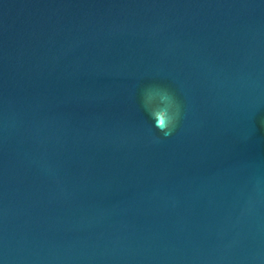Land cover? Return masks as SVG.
I'll return each mask as SVG.
<instances>
[{
  "label": "water",
  "instance_id": "1",
  "mask_svg": "<svg viewBox=\"0 0 264 264\" xmlns=\"http://www.w3.org/2000/svg\"><path fill=\"white\" fill-rule=\"evenodd\" d=\"M0 264H264V0H0Z\"/></svg>",
  "mask_w": 264,
  "mask_h": 264
},
{
  "label": "clouds",
  "instance_id": "2",
  "mask_svg": "<svg viewBox=\"0 0 264 264\" xmlns=\"http://www.w3.org/2000/svg\"><path fill=\"white\" fill-rule=\"evenodd\" d=\"M160 97L166 101V107L163 109L152 107L148 109V112L154 122V127L166 138L173 131H175L176 127L178 126L180 119V110L177 101L175 100L172 93H170L168 90H162L160 93ZM152 98L153 95L151 91L146 90L145 104H150ZM156 139L158 140L159 137H157Z\"/></svg>",
  "mask_w": 264,
  "mask_h": 264
}]
</instances>
